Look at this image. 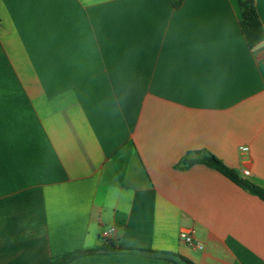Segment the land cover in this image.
<instances>
[{
    "label": "crops",
    "instance_id": "obj_1",
    "mask_svg": "<svg viewBox=\"0 0 264 264\" xmlns=\"http://www.w3.org/2000/svg\"><path fill=\"white\" fill-rule=\"evenodd\" d=\"M240 21V0H0V264L106 240L128 252L70 264H264V202L177 168L208 151L264 188V40Z\"/></svg>",
    "mask_w": 264,
    "mask_h": 264
},
{
    "label": "trees",
    "instance_id": "obj_2",
    "mask_svg": "<svg viewBox=\"0 0 264 264\" xmlns=\"http://www.w3.org/2000/svg\"><path fill=\"white\" fill-rule=\"evenodd\" d=\"M183 2L184 0H173V5L175 8H179L183 5ZM240 9V25L242 33L245 36L248 45L250 47H254L264 40V28L256 10L255 0H240ZM195 165H204L210 169L216 170L242 188L249 186V192L264 202V188L251 183L248 180L240 178L235 169L228 167L214 154L208 151L189 153L177 165V168L189 169ZM125 252H128V250L116 245V243L112 240H106L102 246L94 249H80L64 253L58 257H55L50 264H70L73 261L88 255ZM148 253L165 257L167 260L175 264H194L192 261L179 254L158 253L153 251H148Z\"/></svg>",
    "mask_w": 264,
    "mask_h": 264
},
{
    "label": "built area",
    "instance_id": "obj_3",
    "mask_svg": "<svg viewBox=\"0 0 264 264\" xmlns=\"http://www.w3.org/2000/svg\"><path fill=\"white\" fill-rule=\"evenodd\" d=\"M240 150H241L243 153H248V152H249V148H248V147H241ZM243 175H244L245 177H249V176H250V171L245 170V171L243 172ZM115 231H116L115 228L107 229V230H105V231L102 232V237L105 238V239H109V238L112 237V235L115 233ZM193 235H194V230H193V229H191V228H185V229H183V230L181 231V233H180V238H181V240H182L184 243H186V244H188V245H190V246H194V247H196V248L203 249V248H204L203 245H201V244H199V243H196V242L194 241V237H193Z\"/></svg>",
    "mask_w": 264,
    "mask_h": 264
},
{
    "label": "water",
    "instance_id": "obj_4",
    "mask_svg": "<svg viewBox=\"0 0 264 264\" xmlns=\"http://www.w3.org/2000/svg\"><path fill=\"white\" fill-rule=\"evenodd\" d=\"M246 189H249L250 187L249 186H245Z\"/></svg>",
    "mask_w": 264,
    "mask_h": 264
}]
</instances>
